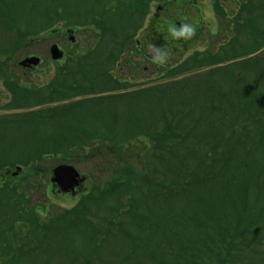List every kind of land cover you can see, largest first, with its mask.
Returning a JSON list of instances; mask_svg holds the SVG:
<instances>
[{"label":"rangeland","instance_id":"rangeland-1","mask_svg":"<svg viewBox=\"0 0 264 264\" xmlns=\"http://www.w3.org/2000/svg\"><path fill=\"white\" fill-rule=\"evenodd\" d=\"M157 1L0 0V103L5 106L0 109V264H264V134L255 135L252 120H247L251 128L249 142L253 144L257 138L259 143L250 145L245 155L238 152L230 157L228 169L233 173L224 171L226 185H205L183 196L180 202L176 199L161 207L151 206L157 193L150 187L162 183L170 188V172L175 173L171 169L181 167V159H173L179 155L171 154L172 150L163 165L160 161L152 167L146 164L149 147L140 133L160 131L161 120L155 117L156 110L150 116L152 105L145 102L147 99L127 95L144 87H165L162 84L169 81L162 76L166 71H178L180 68L174 67L179 65L174 64L175 60L163 59V69L154 71V66L145 62V68L152 71H142L136 80L132 78L133 71H113L116 79L122 77L124 84L129 82V91L125 92L128 98H119L124 93H119V85L106 79L105 69L113 67L114 55L121 61L119 67H127L128 53L147 27L142 18L155 12ZM198 1L203 3L199 6L208 26L203 35L207 44L194 47H201L199 53L195 52L201 59L210 52L222 55L221 59L232 56L233 48L241 52L239 41L254 53L248 65L247 58L213 68L206 65L196 70V75L205 77L211 71H224L214 76L217 89L229 100L240 92L242 103L247 105L246 93L264 94V45L261 41L263 48L256 51L259 38L252 28L258 27L260 34L264 32V0ZM246 4L254 5L245 12ZM192 17L186 23L180 19L183 33L179 31L180 24L176 25L181 34L194 26ZM98 18L106 34L96 25ZM233 21L242 39L229 44L233 35H227L228 28L234 27ZM71 27L79 28V44L73 50L67 48L70 43L66 44L65 65H50L51 45L61 41L60 30ZM211 35L213 38L208 39ZM192 50L193 46L179 53V64L197 57L195 53L190 55ZM90 52H94L91 58L75 64ZM31 55L45 59L43 65L33 66L37 69L32 73L20 66ZM100 60L104 61L101 65ZM167 97L159 96V102ZM212 103L219 104L221 100ZM259 105L264 122V101L259 100ZM257 106L240 108L239 118H253L243 113L250 115ZM179 132L186 135V127ZM211 144L203 143L194 149L193 143L190 147L195 151H181L188 165L185 169H197ZM56 149L65 152L58 154ZM199 155L202 156L196 161ZM126 156L130 163L125 161ZM246 162L249 165L243 171H253L249 177L240 173L239 164ZM157 163L159 170L153 167ZM219 164L224 167V161ZM60 166L74 167L83 177V184L67 193L59 188L52 190L53 172ZM121 172L133 176H116ZM223 186L231 188L237 198L226 197ZM194 192L205 199L197 200ZM125 193L131 194L136 207L121 217L118 210L125 205L117 200L124 198L127 204L131 199ZM88 199L91 204L84 207L87 213L78 214ZM169 205L171 212H164ZM74 209L78 215L66 214V210ZM61 216L65 222L55 227V222L61 223L57 220ZM50 223L54 229L48 230L45 226Z\"/></svg>","mask_w":264,"mask_h":264},{"label":"trees","instance_id":"trees-1","mask_svg":"<svg viewBox=\"0 0 264 264\" xmlns=\"http://www.w3.org/2000/svg\"><path fill=\"white\" fill-rule=\"evenodd\" d=\"M140 2V1H139ZM142 2V1H141ZM244 2H248L245 0ZM144 4L142 3V6ZM254 4H246L243 8L246 12V10L250 7H252ZM250 16V15H249ZM253 22L252 17H250ZM97 23L100 24V27L103 29L102 34H106L108 31H106L104 28V25L101 24V21H97ZM246 27V26H244ZM253 30L255 31L254 35H257L258 39V44L256 51L263 48L262 42L264 45V35L263 33L260 34V31L257 27H252ZM230 30V28H229ZM233 32V33H232ZM240 32L238 27H234L231 31L232 34H229L228 36H232V39L228 41V43H233L235 40H238V38L242 39V35H240ZM196 41L202 40V35L200 33H196ZM194 37V35H193ZM192 37V38H193ZM191 39V38H190ZM246 39V38H245ZM129 41V39H128ZM262 41V42H261ZM130 42V41H129ZM127 42L126 44H128ZM20 43V42H19ZM243 41L238 42V47L241 46L243 50L241 52H237V50L234 49V52L232 56H225V58L221 59L220 57L222 56H216L215 53H209L204 54V58H200L201 55H197L195 58H189V60L185 61L182 64H179V61L177 58L175 59L176 66L179 65V67L176 68L179 69L178 71H166V74L162 76L163 79L168 80V83H164L162 85H165V87L162 88H157V87H152L150 89L144 87V89H141L140 92L134 93L127 95L128 97H132L136 99L139 96V99H147L148 102L152 105V108L150 110V116H152L153 110H156V118L161 120L160 125L161 129L160 131L158 130H146L144 132L140 133V136L145 137L148 142V162L146 163L148 166L152 167V164H154L155 161H160V164L163 165V163H166L168 161V157L170 155V151H174L171 154H178L179 156H174L173 159L176 157H179L181 159V167H178L177 169L173 168L171 170H175V173L173 171L170 172L172 176V181L169 184L170 188H165L163 187V184H158L157 186L152 185L150 187V190H153L157 193L156 198H154L155 204H152V207L158 206L161 207L165 203L171 201H174L178 199L177 201L180 202L181 198L183 196L187 197L189 194H191L192 191H198L203 188L205 185H211L214 186L216 183H222L223 185H226L225 181L223 178L224 176V171L229 172V160L232 155L240 152V154L245 155V151L250 149V145H256L259 143L257 142V138L254 140L253 144H250V132L251 128L247 126V120H252L251 126L254 127L252 131L255 133V135L260 136L261 134H264V131L261 132V127L263 126L264 122L263 119L260 118V111L259 109L261 108L259 105V100L264 101V94L258 93L256 95H251V93H246L249 94V100L247 101V105H244L243 98H241V93L240 92H235V97H233L232 100L226 99L229 98L228 95L222 93V90H218V84L216 83V79L214 76L218 74L219 72H224V71H211L209 74L203 76H197L196 73L199 71L201 68L204 66H209V67H214V66H223L224 64L228 63V61L236 62L240 59L247 58L246 64L248 65L251 60L253 61L252 55H253V50L247 49L244 46H242ZM18 45V44H17ZM228 45V44H227ZM226 45V46H227ZM225 46V45H224ZM181 47V46H180ZM178 47V50L181 48ZM223 48V46H222ZM254 49V48H253ZM124 50V49H123ZM121 51V53L123 52ZM250 50V51H247ZM209 51V50H208ZM182 52V51H181ZM176 53V57H179V53ZM6 53V51H4ZM183 53V52H182ZM181 53V54H182ZM94 52L84 54L82 56L84 59L78 60L75 64L81 65L87 58H91L93 56ZM195 55V56H196ZM216 58H219V60H215ZM262 59V58H258ZM71 61L74 59H70ZM257 60V59H256ZM116 61H119V59L112 58L111 62L113 63V67L116 65ZM178 61V62H177ZM264 61V59H263ZM99 65L103 64L104 61L100 60ZM264 64V62H263ZM110 65L109 67H111ZM2 67V64H1ZM223 70V69H220ZM226 70V69H225ZM0 71L2 69L0 68ZM66 72V70L64 71ZM165 72V71H164ZM132 78L136 80L137 77H141L142 71L139 73L136 71L132 72ZM231 73V72H230ZM113 76H111V75ZM229 74V71L226 72V75ZM209 75V76H208ZM207 76V77H206ZM107 80H112L113 83L116 85H119V89H124L127 88L126 85H130L129 82L124 84L121 80L116 79L115 76L112 74V71H108L106 75ZM170 79L172 81H170ZM205 82H208L206 85ZM170 84V85H167ZM163 95H168L167 99L162 100V102H159V96ZM125 94L119 95V98H125ZM126 97V98H128ZM234 98L240 99V101H235ZM252 98V101L250 99ZM220 101L221 103L219 104H214L212 103ZM238 102V103H237ZM241 103V104H240ZM258 104L257 110L252 111L250 115H248L247 112H244L243 114H246V116H250L253 118H246L243 119L242 116L239 118V109L240 108H245L246 106L250 108H254V105ZM241 105V106H240ZM219 106V107H218ZM260 107V108H259ZM264 107V106H263ZM66 109V108H63ZM55 118L54 120H56ZM245 122V123H244ZM188 124V125H187ZM182 127H186L187 133L186 135H181L179 130L182 129ZM243 136V137H242ZM116 141V140H114ZM57 142V141H55ZM109 142V141H108ZM211 144V147H209V150L205 155L201 158L203 155H199L196 158V161H198L201 158V163L196 165V168H186L188 165H185V155L182 152H187L189 150L195 151L194 149L198 147L200 144L203 143ZM193 145L194 143V149L193 147L191 148L190 145ZM144 142L142 143V145ZM144 148L146 150L145 144ZM257 148V147H256ZM178 150L175 152V150ZM182 151V152H181ZM65 152V151H64ZM62 152V149H56L55 153L61 154L64 153ZM167 154V155H166ZM165 155V158L163 156ZM243 157V156H242ZM195 159V158H194ZM39 160V157L38 159ZM130 160L128 156H126L125 161L127 163ZM35 161V160H34ZM40 161V160H39ZM221 161H224V167H222L219 163ZM239 161V160H237ZM249 162H246L244 164H239L241 172L245 174L246 176H250L253 174V171H243L248 168ZM158 164L153 165L154 168L158 169ZM206 167V170L203 169H198ZM159 170V169H158ZM133 171V169H130V172ZM149 169V173H150ZM119 172V171H118ZM211 173V174H210ZM233 173L229 172L228 174ZM125 174V177L128 176H133L131 174L121 172V174L116 175L120 176ZM115 176V177H116ZM131 180L128 181V183ZM181 182V185L179 184ZM173 185V188H172ZM179 186L181 189L180 190H175L176 186ZM233 185V184H232ZM121 186V185H119ZM163 187L161 189V187ZM222 186V185H221ZM225 188V196L226 197H231V198H237L234 195L233 190L229 187L223 186ZM233 188H237L236 186L233 185ZM127 193H125L126 195ZM196 195V199H205V197H202L198 194V192H194ZM93 195V194H92ZM105 195V194H103ZM245 193L243 194V196ZM199 196V197H198ZM125 197L131 198V194L126 195ZM199 198V199H198ZM219 199L218 197H216ZM164 199V200H162ZM215 199V198H214ZM125 199L117 200L120 202L123 206V209L118 210V215L123 217V214L130 211H132V208L136 207V205H133L134 202L132 198L130 199V202L128 203H123ZM153 198L150 199L149 201L152 202ZM158 201H161V203H158ZM233 201V200H229ZM235 202V201H233ZM91 204V199H88L86 201H83V208L82 206L80 207V211L78 210V214H84L87 213V210L84 209L85 205ZM128 205V206H127ZM174 205V203H172ZM245 208H243L244 210ZM247 209H245L246 211ZM76 210L69 211L67 210L66 214H73V215H78L74 214ZM164 212H171L170 210V205L164 208ZM247 212H250L247 210ZM89 215V214H88ZM173 215V213H171ZM170 216V215H169ZM57 220H61L59 222H55V227H59L62 223L65 221L63 216L58 217ZM52 222V223H53ZM111 222V220H110ZM52 223L49 225H46L45 228L47 227L49 229H54ZM112 223V222H111ZM113 224V223H112ZM47 230V231H48Z\"/></svg>","mask_w":264,"mask_h":264},{"label":"flooded vegetation","instance_id":"flooded-vegetation-1","mask_svg":"<svg viewBox=\"0 0 264 264\" xmlns=\"http://www.w3.org/2000/svg\"><path fill=\"white\" fill-rule=\"evenodd\" d=\"M185 1L189 3H180V0H159L157 2H154L155 6H157L156 10L150 17L145 18L146 22L148 23V27L144 32L141 33V35H139V38L135 40V48L133 50H130V52L128 53V56H130V61L126 62L124 65L127 67H119L121 61H117L115 67L105 69V71H136L138 73L140 71H152L149 67L145 68V62L152 64L154 66V71H161V69H163L162 66L164 65L163 59L175 60L177 58V52L184 51L186 48H189L191 46H193V50L191 51L190 55H193L196 51L199 52L202 46L205 47V44H207V42L203 40V38L199 41L195 40L196 33H200L203 37L204 33L208 31L207 23H205L206 19L204 18L205 12L202 10V7H200L203 3L198 0H193V2H191L192 0ZM177 8H179L178 11L176 10ZM189 8L191 9V12L189 11L190 13L188 12ZM174 10H176L177 13H175ZM191 15L194 17H192L193 20L191 21L192 23H194V26H191L190 31L187 28L185 31L186 34L183 35L180 32L183 31L184 26L181 25L182 28H178L180 31L179 32L176 28V25L182 23L180 19L184 20L183 23L188 22ZM77 33L78 31L76 29H69L60 33L59 37L61 41L53 43L49 52L52 58L51 50L54 46H57L59 50L64 54V59L59 62H54L53 60H51L49 62L50 65L57 64L62 67L66 64L68 59V52L65 49L66 44L70 43L71 46L67 45V48L70 47L69 50H73L75 48L73 46H77L79 44V42L77 41ZM210 38H213V36H208V39ZM199 43H201V47L199 50H196L194 47L198 44L197 47L199 48ZM178 47H180L181 49L178 50ZM77 52L79 54V51ZM124 56L125 52L122 58ZM31 58H39L40 66L45 62V59L37 57L36 55H31L25 60ZM21 67L22 70L30 73L34 72L37 69L35 67H31L29 64H27L25 67ZM51 186L50 188H52V190L59 188V186L57 185L51 184Z\"/></svg>","mask_w":264,"mask_h":264},{"label":"water","instance_id":"water-1","mask_svg":"<svg viewBox=\"0 0 264 264\" xmlns=\"http://www.w3.org/2000/svg\"><path fill=\"white\" fill-rule=\"evenodd\" d=\"M52 56L55 61H60L63 59V54L60 52L58 47H53ZM40 60L37 58H33L27 60L22 65L26 66L27 64L38 66ZM53 183L60 184L64 190H69L79 185L80 183V175L73 167L61 166L54 171V179ZM83 181V180H81Z\"/></svg>","mask_w":264,"mask_h":264}]
</instances>
